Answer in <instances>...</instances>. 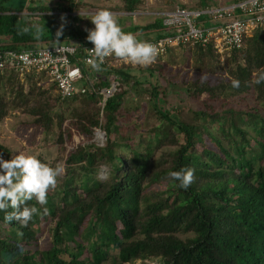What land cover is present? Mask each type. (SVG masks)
I'll return each mask as SVG.
<instances>
[{"label":"trees","instance_id":"16d2710c","mask_svg":"<svg viewBox=\"0 0 264 264\" xmlns=\"http://www.w3.org/2000/svg\"><path fill=\"white\" fill-rule=\"evenodd\" d=\"M8 1L0 0V50L59 42L93 45L73 13L90 8L135 16L145 10V0H123L119 7L51 0L26 10ZM216 4L201 0L198 7ZM58 16H65L63 23ZM41 17L51 18L41 22ZM59 23L68 31L58 36L52 27ZM163 29L162 17L156 16L131 31L139 40H152L162 37ZM150 31L144 39L138 35ZM184 47L198 70L219 73L220 80L177 81L166 73L162 58L136 65L141 74L132 64L104 65L99 72L81 64L85 75L98 80L85 93L62 100L55 84L41 86L44 73L28 75L27 84L16 73L0 75V123L22 110L36 127L47 132L57 127L55 142L64 151L67 142L73 145L47 204L27 202L39 209L28 227L6 222L0 211V264H148L151 259L264 264V83H253L264 70V30L247 38L242 49L226 53L224 62L213 45L178 48ZM173 50L166 55L174 57ZM232 79L240 81L239 88L231 86ZM114 80L117 90L105 99L102 90ZM178 85L188 99L199 101L198 108L184 99L169 103L170 89ZM132 95L138 99L135 113L128 108ZM97 128L106 135L105 145L89 143ZM77 137L87 143L76 142ZM0 152L12 159L8 147L0 144ZM103 167L109 170L105 179L99 176ZM182 169L195 170L187 190L169 177ZM46 232L50 245L44 247Z\"/></svg>","mask_w":264,"mask_h":264},{"label":"built area","instance_id":"2783aa9c","mask_svg":"<svg viewBox=\"0 0 264 264\" xmlns=\"http://www.w3.org/2000/svg\"><path fill=\"white\" fill-rule=\"evenodd\" d=\"M213 1L217 4L203 8L177 7L160 13L164 26L163 36L141 40L158 47L159 55L156 61L163 58L169 49L198 45H213L224 61L226 53L242 49L247 38L258 30H264V0ZM79 12L73 15L76 16ZM96 12L98 11L87 14L95 15ZM92 48L94 45L79 47L73 43H54L32 46L20 51L0 50V75L16 73L20 81L25 82L28 75L44 73L48 80L56 85L60 98L67 100L78 93H85L88 86L98 80L97 76L85 75L81 67V64L91 67L88 60L93 57V53L89 51ZM113 56L105 58L101 66L125 63ZM117 85L118 81L114 80L110 87L102 90L105 99L115 93ZM104 102L101 101L100 105ZM0 156L4 159L2 152Z\"/></svg>","mask_w":264,"mask_h":264},{"label":"rangeland","instance_id":"374dc122","mask_svg":"<svg viewBox=\"0 0 264 264\" xmlns=\"http://www.w3.org/2000/svg\"><path fill=\"white\" fill-rule=\"evenodd\" d=\"M56 4L61 3L63 0H53ZM88 3H92L96 6H122L123 0H83ZM201 0H145V10L139 13H136L135 16L132 14H126L124 12H114L115 16L118 19V22L125 33H133L131 28L134 25H145L148 22H151L155 19L156 16H160L162 12L168 11L177 7H186V8H198ZM51 0H9L8 4L13 7H20L24 10L27 9L28 6H35L39 4H49ZM93 10L90 8H85L81 10L77 16L73 17V21L76 22L83 34L84 37L87 38L88 31L87 29H94L95 25L91 21V17L93 15L87 14L92 13ZM95 12V11H94ZM26 13V12H24ZM40 18V16H36L34 19ZM46 18L41 17V22H49L50 18L46 20ZM65 16H58L57 22H64ZM56 22V24H57ZM40 23V22H37ZM56 33L58 32H67L68 29L65 25H61L60 23L57 26L52 27ZM156 31V30H154ZM154 31L146 32L138 34L141 38H146L147 35H152ZM157 32V31H156ZM159 32V31H158ZM147 34V35H146ZM77 42V41H76ZM60 43V42H59ZM47 45V44H43ZM174 51V57H170L166 55L162 58V64L165 67L166 73L168 76H174L177 81H191L195 79H211L213 82H217L220 80L221 75L215 74H207L197 69L193 62V53L188 50V48H176ZM170 54V53H169ZM224 62V61H223ZM133 66V65H132ZM134 72L137 74H141L139 68H135L133 66ZM145 78V76L140 75ZM22 83H26L22 82ZM43 88H51L52 83L48 80V78L41 84ZM181 86H174V88L170 89L169 94V103L174 105L175 103L181 101L182 99L188 100V106L198 108L200 103L199 101L189 98L187 96V92H185L184 88L180 90ZM51 93L56 94L55 90H52ZM138 101L133 95L130 96V100L128 101V108L135 113V103ZM248 101L251 102V98ZM236 103L239 101H235ZM244 104V103H243ZM143 106V104H142ZM33 121V116L31 114L25 113L22 110L11 111L10 114L0 123V144L8 147L12 151V158L15 155H18L20 152H23L25 155H34L38 158V156H42L45 160L52 162L57 160V165H62L63 157L66 156V152L70 151L73 148V145L69 142L66 143V151H64V146L61 143H56L55 140L58 138V128L55 127L52 131H45L41 127L34 126L31 122ZM68 121V120H67ZM76 142L87 143L83 138L77 137L75 138ZM96 143L98 145H105L106 143V135L103 130L95 129L94 137L89 143ZM4 159L8 160V158L4 155ZM109 174V170L107 167H103L100 170L99 176L102 179L107 178ZM41 245L44 247L50 245V236L49 233L46 232L41 238ZM148 264H161L158 259H151L146 261ZM135 264H144L141 260H137Z\"/></svg>","mask_w":264,"mask_h":264},{"label":"clouds","instance_id":"9594fccd","mask_svg":"<svg viewBox=\"0 0 264 264\" xmlns=\"http://www.w3.org/2000/svg\"><path fill=\"white\" fill-rule=\"evenodd\" d=\"M94 29H87V40L94 45L89 51L93 57L88 64L93 70L101 71L105 58L115 56L133 66H148L153 64L158 55V47L152 43L141 41L136 34L125 33L117 17L107 9H101L91 17ZM58 32L57 35H61ZM255 75V74H254ZM203 79V77H202ZM253 83H264V70L253 80ZM233 88L240 87V81L231 80ZM62 165L50 166L34 155L20 152L11 160L0 156V211H5V221L18 222L21 228L28 227L34 215L39 213L35 206H26L35 199L40 205L48 202L49 191H54L58 185V177L62 176ZM169 177L178 181V186L187 190L195 180L194 169L172 171ZM11 208L12 211L7 210ZM18 235H23L18 232Z\"/></svg>","mask_w":264,"mask_h":264},{"label":"crops","instance_id":"0c3cea01","mask_svg":"<svg viewBox=\"0 0 264 264\" xmlns=\"http://www.w3.org/2000/svg\"><path fill=\"white\" fill-rule=\"evenodd\" d=\"M26 12V11H25Z\"/></svg>","mask_w":264,"mask_h":264}]
</instances>
